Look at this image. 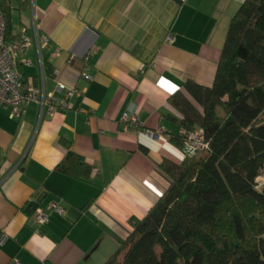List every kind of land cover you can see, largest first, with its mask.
I'll return each instance as SVG.
<instances>
[{
  "label": "crops",
  "instance_id": "1",
  "mask_svg": "<svg viewBox=\"0 0 264 264\" xmlns=\"http://www.w3.org/2000/svg\"><path fill=\"white\" fill-rule=\"evenodd\" d=\"M180 1L12 0L14 36L24 30L33 39L22 81H44L48 94L62 82L77 93L68 111L51 116L36 104L20 118L0 108V264H105L132 232L129 221L143 219L168 190L163 160H186L173 141L183 127L169 120L181 119L170 98L180 91L196 105L185 83L213 86L245 0ZM85 67L91 82L80 77ZM124 111L143 127L125 131ZM159 128L161 137L145 132ZM69 152L93 168L89 179L59 171ZM44 197L40 208L56 202L65 214L49 210L38 225L28 206Z\"/></svg>",
  "mask_w": 264,
  "mask_h": 264
},
{
  "label": "trees",
  "instance_id": "2",
  "mask_svg": "<svg viewBox=\"0 0 264 264\" xmlns=\"http://www.w3.org/2000/svg\"><path fill=\"white\" fill-rule=\"evenodd\" d=\"M11 2L0 0L6 42L16 38ZM226 35L213 86L184 85L200 108L183 92L170 98L181 119L169 120L200 128L209 148L182 164L163 160L171 185L129 221L132 232L105 264H264V0H245ZM173 141L183 148L180 135ZM58 169L79 179L93 171L71 152Z\"/></svg>",
  "mask_w": 264,
  "mask_h": 264
},
{
  "label": "built area",
  "instance_id": "3",
  "mask_svg": "<svg viewBox=\"0 0 264 264\" xmlns=\"http://www.w3.org/2000/svg\"><path fill=\"white\" fill-rule=\"evenodd\" d=\"M6 21L2 10L0 9V108L8 107L11 109V117L20 118L24 114V107L30 104L39 105L41 112H47L51 116L57 111H68L70 109L69 101L77 93L76 90L69 89L62 82H57L56 90L52 93H47L44 86L36 87L33 84H25L22 81V76L19 67H29L32 65L28 58V51L33 46V39L22 31L13 41L6 42ZM48 39L44 37L42 46L47 45ZM60 50L56 51L59 55ZM72 59V58H71ZM89 56L84 58L85 64L89 63ZM72 61V60H71ZM144 67L141 69L143 72ZM44 67L41 66V73L44 78ZM59 73L57 72L56 75ZM87 67L81 73L80 77L86 82L93 80ZM56 93L64 96L63 100L57 101ZM139 117L129 111H124L120 117V125L125 131L131 129L140 130L143 124ZM150 137H161L166 133L164 128H159L157 131H145ZM184 141V155L193 157L196 154L207 150L209 144L206 142L202 131L195 130L193 132L183 129L179 134ZM95 173H98L94 169ZM54 211L59 215L65 214V209L56 202H52L48 209L37 208L34 214V220L38 225H44L48 222V211ZM7 237L3 235L0 238V244L6 241ZM13 264H20L15 261Z\"/></svg>",
  "mask_w": 264,
  "mask_h": 264
},
{
  "label": "water",
  "instance_id": "4",
  "mask_svg": "<svg viewBox=\"0 0 264 264\" xmlns=\"http://www.w3.org/2000/svg\"><path fill=\"white\" fill-rule=\"evenodd\" d=\"M175 1H177L178 3H181L180 0H175ZM44 200H45V197L37 201H34L33 203H30V205L28 206V211L30 212V214L34 212L39 207V205L42 204V201Z\"/></svg>",
  "mask_w": 264,
  "mask_h": 264
},
{
  "label": "rangeland",
  "instance_id": "5",
  "mask_svg": "<svg viewBox=\"0 0 264 264\" xmlns=\"http://www.w3.org/2000/svg\"><path fill=\"white\" fill-rule=\"evenodd\" d=\"M196 106H197V104H196ZM197 108L199 109L200 107L197 106ZM257 184H258V187H257L258 191L263 192V189H264V172H263L262 176L257 179Z\"/></svg>",
  "mask_w": 264,
  "mask_h": 264
}]
</instances>
